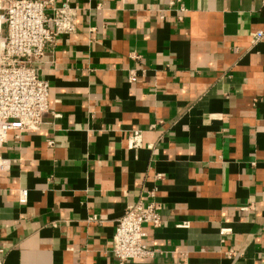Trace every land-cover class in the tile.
<instances>
[{
    "label": "crops",
    "instance_id": "1",
    "mask_svg": "<svg viewBox=\"0 0 264 264\" xmlns=\"http://www.w3.org/2000/svg\"><path fill=\"white\" fill-rule=\"evenodd\" d=\"M170 1L69 0L76 30L38 64L49 110L0 147L3 264H119L131 201L162 223L124 264H264V0Z\"/></svg>",
    "mask_w": 264,
    "mask_h": 264
},
{
    "label": "built area",
    "instance_id": "2",
    "mask_svg": "<svg viewBox=\"0 0 264 264\" xmlns=\"http://www.w3.org/2000/svg\"><path fill=\"white\" fill-rule=\"evenodd\" d=\"M174 1H170L173 4ZM77 8L64 0H0V147L9 131L34 132L40 129L42 116L49 110V84L38 73L48 45L59 36L76 30ZM264 36L258 31L253 42ZM132 57H137L136 55ZM130 81L136 79L131 73ZM141 131L128 139L130 148L141 146ZM10 167V159L0 154V171ZM27 190H19V200L26 201ZM160 205L131 201L117 218L110 253L119 264L151 258L153 249L146 241L144 224L153 228L162 223ZM95 220V217H92ZM181 226H187L183 223ZM230 229H221L227 233ZM4 249L0 245V264ZM233 251L226 252L232 257Z\"/></svg>",
    "mask_w": 264,
    "mask_h": 264
}]
</instances>
